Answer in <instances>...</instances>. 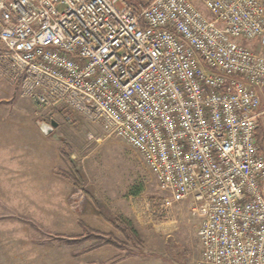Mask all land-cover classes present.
Here are the masks:
<instances>
[{"label": "built area", "instance_id": "2783aa9c", "mask_svg": "<svg viewBox=\"0 0 264 264\" xmlns=\"http://www.w3.org/2000/svg\"><path fill=\"white\" fill-rule=\"evenodd\" d=\"M137 1L0 0V76L138 151L198 264H264V0Z\"/></svg>", "mask_w": 264, "mask_h": 264}, {"label": "rangeland", "instance_id": "374dc122", "mask_svg": "<svg viewBox=\"0 0 264 264\" xmlns=\"http://www.w3.org/2000/svg\"><path fill=\"white\" fill-rule=\"evenodd\" d=\"M1 100L0 264H117L124 255L152 253L171 264H198L199 218L186 203L148 218L147 208L166 193L138 151L79 113L18 94ZM52 120L58 125L45 133ZM21 143L29 145L28 162L19 161ZM7 152L14 160L5 161ZM101 232L107 237L89 239ZM148 259L140 264H159Z\"/></svg>", "mask_w": 264, "mask_h": 264}, {"label": "crops", "instance_id": "0c3cea01", "mask_svg": "<svg viewBox=\"0 0 264 264\" xmlns=\"http://www.w3.org/2000/svg\"><path fill=\"white\" fill-rule=\"evenodd\" d=\"M16 94H18V97L19 98H23V97H21L20 96V92H19V89H18V87L17 86H13V85H11V84H9L2 76H0V99H2L1 101L2 102H4V103H7V102H12L13 100H14V98H15V95ZM31 99V98H30ZM33 100V99H32ZM34 101V100H33ZM35 102V101H34ZM36 103V102H35ZM18 105H19V103H18ZM29 145L28 144H23V143H21V148L22 149H20V152H18L17 154H20V157H18L20 160V162L22 161V163H23V161L24 162H28L27 160H25V156H27V154L24 152V151H27L28 149H29V147H28ZM1 148H3V147H1ZM5 149H8V147H7V145H6V147H5ZM25 149V150H24ZM9 150H12L13 151V149H11V148H9ZM8 151V150H7ZM19 156V155H18ZM2 157H5L4 159H5V161H7V160H10V161H12L11 159H13V158H15V155H14V153H9L8 154V152L7 153H5V155H2ZM17 158V159H18ZM3 159V160H4ZM14 160V159H13ZM7 164H5V165H8L9 164V162H6ZM11 164H13V163H11ZM8 172V171H7ZM135 195V194H134ZM131 196V198H134L135 196ZM136 209V207H134V210ZM147 210H148V218L150 219V221H152V220H154V219H156L157 218V216H159V214L158 213H156V212H154L152 209H150L149 207L147 208ZM136 212V214H137V217H138V219L140 220V215H141V211H139V212H137V211H135ZM143 213H144V211H142ZM123 218V217H122ZM123 220H124V218H123ZM118 225H120V224H118ZM100 226H102L103 227V223L102 224H100ZM114 226V228H116L115 226H117V225H113ZM100 230V229H99ZM118 230V229H117ZM127 230V229H126ZM128 231V230H127ZM95 235H93L92 237H89V239H95L96 237H99V236H101V238L103 237V238H105V237H107L104 233L102 234V232L100 233V234H97V233H94ZM109 240V239H108ZM109 243H112L111 241H108L107 242V244H109ZM113 244V243H112ZM119 246V243L117 242V247ZM138 256H141L140 258H138ZM148 258H154V261H156L157 263H159V264H169L171 261L167 258V257H165L164 255H162V254H157V253H152V254H134V255H132V254H130V255H124V256H122V257H119L118 259H117V261H118V263L117 264H140V262H142V261H147V260H151V259H148ZM170 261V262H169ZM171 264V263H170ZM173 264V263H172Z\"/></svg>", "mask_w": 264, "mask_h": 264}, {"label": "trees", "instance_id": "16d2710c", "mask_svg": "<svg viewBox=\"0 0 264 264\" xmlns=\"http://www.w3.org/2000/svg\"><path fill=\"white\" fill-rule=\"evenodd\" d=\"M125 2H127L129 5H131L133 8L135 9H140V6L138 5V1L137 0H124ZM263 106V104H262ZM261 106V108H262ZM261 123V122H260ZM259 123V126L257 128V131H256V136H257V141H258V144H259V148H260V151L262 153H264V125L260 124ZM74 170V175H75V184L79 187L82 188V177L79 175V173L76 172L75 168H73ZM139 190H136L133 192V194H138Z\"/></svg>", "mask_w": 264, "mask_h": 264}, {"label": "water", "instance_id": "95a60500", "mask_svg": "<svg viewBox=\"0 0 264 264\" xmlns=\"http://www.w3.org/2000/svg\"><path fill=\"white\" fill-rule=\"evenodd\" d=\"M58 125V122L55 120L51 121V125H47V126H42V129L44 130L45 133H49L53 127H56Z\"/></svg>", "mask_w": 264, "mask_h": 264}]
</instances>
